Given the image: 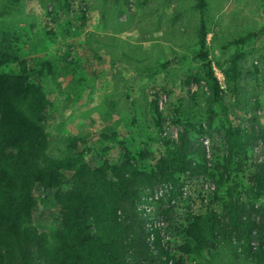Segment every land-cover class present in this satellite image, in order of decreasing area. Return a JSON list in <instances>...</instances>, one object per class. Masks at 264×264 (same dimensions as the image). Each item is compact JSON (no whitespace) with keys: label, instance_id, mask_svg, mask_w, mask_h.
Here are the masks:
<instances>
[{"label":"rangeland","instance_id":"rangeland-1","mask_svg":"<svg viewBox=\"0 0 264 264\" xmlns=\"http://www.w3.org/2000/svg\"><path fill=\"white\" fill-rule=\"evenodd\" d=\"M194 5L195 0H130L129 7L124 0H0V40L38 70L39 64L50 65L52 75L44 69L40 80L52 101L49 153L55 157L64 156L70 140H76L91 165L99 157L115 162L127 151L151 170L162 141L177 137L174 122L192 123L193 136L206 146L209 169L199 178L177 173L179 192L186 185L189 193L175 199L170 220L152 219H163L171 255L180 254L186 264H251L227 240L200 256L184 254L180 246L194 215L210 207L222 210L221 199L213 198L218 176L211 173L228 155L227 124L249 130L255 120L256 129L264 127V0H207L203 12ZM201 19L207 59L221 89L210 134L205 127L207 68L198 53ZM234 54L240 55L236 83L225 75ZM18 68L10 62L0 70ZM189 77L195 80L187 85ZM154 98L164 115L161 130L150 110ZM250 155L260 158V147ZM229 161L242 201L264 206L263 195L251 194L246 172L235 171L239 160ZM229 184L226 180L219 195ZM35 196L34 225L41 229L59 206L40 184Z\"/></svg>","mask_w":264,"mask_h":264},{"label":"trees","instance_id":"trees-1","mask_svg":"<svg viewBox=\"0 0 264 264\" xmlns=\"http://www.w3.org/2000/svg\"><path fill=\"white\" fill-rule=\"evenodd\" d=\"M124 3L130 6V0ZM194 6L203 12L207 0H195ZM206 34L201 19L198 53L207 68L205 127L210 134L221 89L207 59ZM4 43L0 40V68L10 62H17L19 68L0 70V264H186L180 254L168 255L157 236L151 247L145 224L149 217L172 218V200L180 188L177 173L199 178L209 169L206 146L193 136L192 123L174 122L177 137L162 141L164 148L151 170L140 167L127 151L115 162L99 157L91 165L82 158L76 140H70L64 156L55 157L49 153L52 101L40 80L44 69L52 75L50 65L39 64L38 70ZM239 56L234 54L225 69L233 83L240 77ZM191 80L195 79L187 78L186 84ZM150 110L161 130L164 115L156 98L150 101ZM254 122L249 130L231 124L224 129L228 155L217 163V173H211L218 176L213 198L221 199L222 210L210 207L192 217L184 229L182 253L200 256L227 240L251 264H264V206L243 202L228 171L229 160L238 159L235 171L246 172L251 194L264 196V127L256 129ZM258 146L261 157L253 160L250 151ZM226 180L230 184L221 196ZM163 183L172 185L169 194L156 199L155 211L143 216L137 204ZM37 184L59 206L41 229L34 225Z\"/></svg>","mask_w":264,"mask_h":264},{"label":"built area","instance_id":"built-area-1","mask_svg":"<svg viewBox=\"0 0 264 264\" xmlns=\"http://www.w3.org/2000/svg\"><path fill=\"white\" fill-rule=\"evenodd\" d=\"M207 156H209V153L207 151ZM172 188V185L170 183H163L159 185L158 187H155L151 192H148L142 196L141 202L137 204L138 211L143 215L146 216L149 213H151L154 209L153 204L154 201L160 197H162L164 194H169L170 189ZM188 186L185 185V187L181 188V191L178 195H176L172 202L180 201L181 198H185L187 194L189 193V190L187 189ZM212 188V187H211ZM146 228L148 231V237L147 240L149 244L152 247L153 240L157 236L159 239L160 246L163 248L164 251L167 252L168 255H171L173 253V249L171 245L168 243L169 236L165 232V226L166 223L161 220H154L152 218H147L146 220ZM172 261V258L169 259V262Z\"/></svg>","mask_w":264,"mask_h":264}]
</instances>
